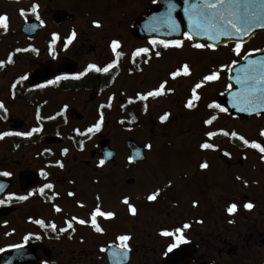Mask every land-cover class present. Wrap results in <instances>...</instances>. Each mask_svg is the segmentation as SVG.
Instances as JSON below:
<instances>
[{
    "label": "flooded vegetation",
    "instance_id": "af4514ba",
    "mask_svg": "<svg viewBox=\"0 0 264 264\" xmlns=\"http://www.w3.org/2000/svg\"><path fill=\"white\" fill-rule=\"evenodd\" d=\"M26 1L21 24L0 15V135L22 134L0 139V173L10 174L0 175V264H264V153L240 139L264 146V106L252 110L237 83L250 61L264 63L260 0L247 33L216 40L185 39V9L203 0ZM176 40L181 47L152 43ZM141 48L148 53L136 56ZM185 64L190 75L173 78ZM212 73L219 78L204 80ZM162 83L163 95L140 99ZM98 207L114 214L97 217L100 232ZM177 229L186 242L169 252Z\"/></svg>",
    "mask_w": 264,
    "mask_h": 264
},
{
    "label": "snow or ice",
    "instance_id": "6c2138e0",
    "mask_svg": "<svg viewBox=\"0 0 264 264\" xmlns=\"http://www.w3.org/2000/svg\"><path fill=\"white\" fill-rule=\"evenodd\" d=\"M261 5H264V0H260ZM35 7L33 8V11H35ZM185 12L188 13L189 17V24L191 28V32L185 33V39L192 40L193 35H205L209 40H216L219 36H233V35H239L241 33H247L248 27L252 25V23L259 21L260 19V12L255 8V5L253 3V0H203L202 4L191 6L190 8H186ZM23 11L21 12V15H23ZM8 18L6 16H0V28H7ZM172 27L174 31H178V26L175 24V22H171ZM97 28H99L101 25L97 22L95 24ZM264 27V24L261 25ZM75 32L72 33V36L69 38L68 43L70 44L72 40L75 38ZM57 39V37H54V40ZM153 44H161L163 47L167 48L169 46H174L176 48H179L182 46V41L176 40V41H152ZM195 48L202 49V48H213L214 46L212 44H202V43H196L193 45ZM119 47L118 41L112 42V49L115 52L116 49ZM241 47L242 45L240 43L236 44V47L233 49L235 54L237 56L241 53ZM147 48H141L139 49L135 55H146L148 53ZM119 55V53H117ZM160 53L156 52V56H159ZM113 65H108L107 67H104L101 69L100 67H97L95 64H90L88 66V69L86 71L91 72H108L110 68H112ZM245 73V77L242 80L239 76H237V83H240L244 89L242 95L243 101L245 104H247L249 107L252 108V110H256L257 108L264 106V63H259L257 61H250L249 62V68L243 69ZM181 72L184 76L190 75V68L188 65H183L181 70H178L174 73H172L173 78L180 76ZM86 73H82L81 75H84ZM66 77H61L58 79H65ZM74 79H79L80 76L73 77ZM219 78L218 73H212L211 75L205 76L204 80L206 81H213ZM24 79H27V77H24ZM166 87V84L162 83L159 87V89L150 91L146 95H143L140 97L141 100H147L149 97H159L164 94V89ZM196 88H200L201 85L197 84L195 86ZM193 99H199L198 96L195 95V89L193 90ZM193 101L189 100L187 107L192 108ZM4 105L0 103V108H3ZM210 107H219V105H211ZM221 111H226V109L221 108ZM241 110H247L246 108H242ZM168 119V114H165L161 117V121H166ZM212 119H215L213 117ZM212 119L205 121L207 124L212 123ZM100 124H97L95 126V130H99ZM40 129H33V132H38ZM89 132H92L93 129H89ZM225 135H228V133H224ZM9 135H22L21 133H11V132H5L3 135H0V139H3L4 136ZM26 135L31 136L32 132L27 133ZM215 133H209V136H213ZM233 136H235V133H232ZM261 135L264 136V131L261 132ZM241 140L245 143V145H248L252 148L258 149L261 153H264V146H261V144L252 142L249 144L247 140H245L243 137H240ZM150 148L151 145H148ZM204 149L212 148L213 146L211 144L205 143L201 146ZM66 151V150H65ZM225 155H228L225 153ZM103 163V162H101ZM208 164L203 163L201 164V168H207ZM0 175L8 176L10 175L8 172L0 173ZM2 187V186H0ZM46 188H51L52 185H46ZM41 192L44 191V189L40 190ZM69 195H72L70 193ZM159 193H153L147 197L149 201H155L157 199V196ZM19 199L24 200L27 199V197H19ZM124 204L128 205L129 201L125 199L123 201ZM244 208L251 210L253 208V205L251 203H247L244 205ZM57 211H60L59 208L56 209ZM130 212L134 215L136 213V209L129 205ZM238 210V206L233 203L227 208V212L231 215L234 214ZM113 213L111 212H103L98 207L91 216V223L95 227V230L97 232L101 231V228L97 226V217H106V218H112ZM75 219V218H73ZM80 224H84V220L78 221ZM37 223L41 224L43 226V221H37ZM53 229H55V225H52ZM189 225L185 224L184 228H188ZM68 228H72V224H68ZM67 229H61V231H66ZM179 235L177 236V243H174L169 246L168 251L171 252L174 248L178 246L180 243H185L184 236L182 234L181 229L176 230ZM162 235L164 236H170L173 235V233L170 232H163ZM131 239V237L124 235L120 236L119 240L121 241L120 247L123 249H128V241Z\"/></svg>",
    "mask_w": 264,
    "mask_h": 264
},
{
    "label": "rangeland",
    "instance_id": "374dc122",
    "mask_svg": "<svg viewBox=\"0 0 264 264\" xmlns=\"http://www.w3.org/2000/svg\"><path fill=\"white\" fill-rule=\"evenodd\" d=\"M29 3L26 0H0V15H9L12 24L19 25L21 24L20 12L27 10Z\"/></svg>",
    "mask_w": 264,
    "mask_h": 264
},
{
    "label": "water",
    "instance_id": "95a60500",
    "mask_svg": "<svg viewBox=\"0 0 264 264\" xmlns=\"http://www.w3.org/2000/svg\"><path fill=\"white\" fill-rule=\"evenodd\" d=\"M34 25H35V22H27V24H26V30L28 28H30L31 26H34ZM129 147L131 148L132 154L134 156H138V155H140V154H142L144 152L143 148L140 145L138 146V144L133 139H130L129 140ZM107 152L114 153V151L112 149H110V148H109V150Z\"/></svg>",
    "mask_w": 264,
    "mask_h": 264
}]
</instances>
